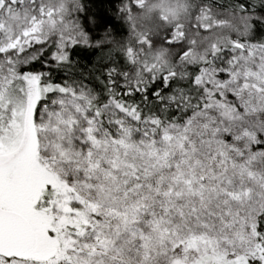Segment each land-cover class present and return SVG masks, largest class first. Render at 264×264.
Segmentation results:
<instances>
[{
    "label": "snow or ice",
    "instance_id": "6c2138e0",
    "mask_svg": "<svg viewBox=\"0 0 264 264\" xmlns=\"http://www.w3.org/2000/svg\"><path fill=\"white\" fill-rule=\"evenodd\" d=\"M0 264H264V0H0Z\"/></svg>",
    "mask_w": 264,
    "mask_h": 264
}]
</instances>
